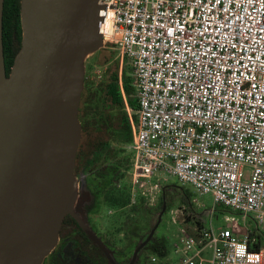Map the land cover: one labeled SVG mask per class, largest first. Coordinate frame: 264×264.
<instances>
[{
    "label": "built area",
    "instance_id": "built-area-1",
    "mask_svg": "<svg viewBox=\"0 0 264 264\" xmlns=\"http://www.w3.org/2000/svg\"><path fill=\"white\" fill-rule=\"evenodd\" d=\"M100 3L104 41L131 66L136 90V112L122 92L133 187L166 175L244 225L264 224V0ZM230 223L182 230L176 258L163 264H264L249 228L238 235L240 220Z\"/></svg>",
    "mask_w": 264,
    "mask_h": 264
},
{
    "label": "water",
    "instance_id": "water-1",
    "mask_svg": "<svg viewBox=\"0 0 264 264\" xmlns=\"http://www.w3.org/2000/svg\"><path fill=\"white\" fill-rule=\"evenodd\" d=\"M100 1L20 0L21 49L8 76L0 0V264H48L67 216L114 263L92 225L89 176L76 174L86 61L110 46Z\"/></svg>",
    "mask_w": 264,
    "mask_h": 264
},
{
    "label": "trees",
    "instance_id": "trees-1",
    "mask_svg": "<svg viewBox=\"0 0 264 264\" xmlns=\"http://www.w3.org/2000/svg\"><path fill=\"white\" fill-rule=\"evenodd\" d=\"M21 4L20 0H5L3 13V45L6 72L9 76L14 60L21 49ZM107 47L97 52L95 62L106 65L111 62L113 52ZM119 75V61L105 70L100 81H90L86 77L85 89L82 96L79 118L82 123V142L79 146L78 155L83 160L92 161L93 169L89 173V181L93 192L98 198V208L95 215L102 216V212L113 214L106 220L104 233L109 237L105 244L118 256H127L130 249L136 245V239L144 236L153 229L157 216L162 211V203L158 206L147 205L145 198H132L130 187L124 183L126 175L130 172L133 162V131L130 116L122 92L126 97L128 107L136 112L138 109L136 90L133 86L132 68L125 65ZM90 72V67H87ZM135 118V115H133ZM179 184V183H178ZM169 185L164 189V200L168 208L172 209L173 195L180 193L179 204L187 208V223L192 215L200 216L195 210L193 200L195 194L185 186ZM168 190H167V189ZM170 191H172L170 193ZM210 209L202 211V216L207 223ZM216 211L239 215L231 210L218 206ZM72 220L71 217H67ZM203 218V219H204ZM202 219V218H201ZM93 221V220H92ZM203 221V222H204ZM100 235L98 223H92ZM199 229L204 225L196 222ZM102 226V224H100ZM251 247L255 251L264 249V233L259 227L249 228ZM121 236L123 238H121ZM122 250L119 251L118 248ZM149 255L159 258V264L169 256L167 242L152 239L145 248L143 257L137 264H154Z\"/></svg>",
    "mask_w": 264,
    "mask_h": 264
},
{
    "label": "rangeland",
    "instance_id": "rangeland-1",
    "mask_svg": "<svg viewBox=\"0 0 264 264\" xmlns=\"http://www.w3.org/2000/svg\"><path fill=\"white\" fill-rule=\"evenodd\" d=\"M107 49V48H106ZM109 50H111L113 52V58L111 60L110 63L106 64V65H99L96 64L95 62V56H92L90 58L87 59L86 61V67H90V72L88 69H86V77L89 78L90 81H100L101 77H103V73L105 70L109 69L110 67H112L113 64H117V61H119V75L122 74L123 69L126 67L125 63L121 65L120 62V58H121V54L120 51L113 46L112 48H108ZM129 68H131V66H129ZM93 163L92 161H89V166L83 170L82 173H77V177L78 178H86L87 176H89V173L92 171L93 169ZM132 174H131V170L130 172L126 175L124 183L126 185H128L130 187V192L132 194V198L133 200H135L138 197H143L146 200L147 205L150 204V206H158L161 204L162 202V196H163V191L165 189L166 186L175 184H178V181L175 178H169L166 175H162L160 174L157 178L148 180L150 181L149 183H146L141 185V186H136L135 188L133 187V183H132ZM83 179V180H84ZM82 183V182H81ZM156 183L159 184L160 188L157 192H153L152 195L149 196V192L152 188L153 185H155ZM179 185V184H178ZM186 189H190L194 194H195V199L193 200V204L195 206V210L197 212H199L200 216L198 215H192L190 217V222L187 223V208L184 205L179 204V198H180V193L182 191L178 190V194L177 195H173V199L172 201L174 202V206L172 209L168 208L167 202L164 201L165 203V214L162 218V222H161V226L159 229V237H164L167 238V243L170 244L169 245V253H172V247L174 244L179 243L180 238H181V232L182 230L186 231V232H193V230L195 228H197L196 222H201L204 226H206L208 223H212L213 226L217 227L221 224H224V222H231V219L233 217L237 218L240 220L241 223H239V230L238 232H236L238 235H242L244 236L247 233V227L249 228H253L256 227L254 222L252 220L247 221V223L244 225L243 221H242V217L240 215H235L233 214H229V213H223V212H218L216 211L218 206H214V202H213V198L211 195H198L196 193V191L190 187V186H185ZM167 189V188H166ZM168 190V189H167ZM145 191L146 196H143L142 193ZM172 191H170L171 193ZM210 209L209 213V217L207 220V223L205 224V218L202 216V211L204 210H208ZM226 209V208H225ZM229 210V209H227ZM233 212V211H232ZM104 213V217L103 219L106 218V216H113V214L108 213ZM158 218V217H157ZM202 218V219H201ZM204 218V219H203ZM241 218V219H240ZM102 217H99L98 215H93L91 216V221L92 223L94 222H98V223H102V226H100L101 230H105L106 228V220H103ZM230 219V220H228ZM103 220V221H102ZM204 221V222H203ZM259 229L261 232L264 233V224L259 226ZM100 230V231H101ZM121 238H123L121 236ZM171 257V255H170Z\"/></svg>",
    "mask_w": 264,
    "mask_h": 264
},
{
    "label": "flooded vegetation",
    "instance_id": "flooded-vegetation-1",
    "mask_svg": "<svg viewBox=\"0 0 264 264\" xmlns=\"http://www.w3.org/2000/svg\"><path fill=\"white\" fill-rule=\"evenodd\" d=\"M82 158H84V157H82V155H80V156L78 155V161L76 164V174L82 173L83 170H85L89 166V161H85ZM162 200H163L162 211L157 216L158 218H157V221H156L153 229L150 230L149 233L145 234L144 236L139 237L138 240L136 239V242H137L136 245L134 246V248H132V250L130 249L127 256H125V257L121 256L120 257L116 253H113L114 263H111V264H137L139 262V260L143 257L145 248L149 245V243L152 241V239L158 238L159 240H164L167 242V238L159 237V235H158L159 229L161 226L160 224H161L162 218L165 214V212H164V210H165L164 193L162 196ZM104 213L105 212L103 211L102 216H100V217H102V219L104 217L103 216ZM67 217H71V216H67ZM67 217L64 219L62 227H61L60 240H59V244L57 246L56 252L54 253V256L52 257V259H50L48 261V264H110L108 258L88 238V236L85 234V232L79 226V224L72 217H71L72 220L68 219ZM107 217L108 216H106L105 219H107ZM160 218H161V221H160L158 227L156 228ZM105 219H103V220H105ZM99 225H100V223H98V226ZM99 228H100V226H99ZM100 230H101V228H100ZM153 230H155L154 234L150 238V235H151ZM99 233H100V235H102L104 237L102 240L105 243L109 237H107V235L104 233L103 230H101ZM145 241H147V243L140 250L137 259L135 261H133L135 251ZM167 245H168V249H169L170 244L167 243ZM118 250L121 251L122 248L119 247ZM169 255H170V253H169ZM148 258L149 259L151 258V261L154 264H159V262H160L159 258L154 256V255H149Z\"/></svg>",
    "mask_w": 264,
    "mask_h": 264
},
{
    "label": "crops",
    "instance_id": "crops-1",
    "mask_svg": "<svg viewBox=\"0 0 264 264\" xmlns=\"http://www.w3.org/2000/svg\"><path fill=\"white\" fill-rule=\"evenodd\" d=\"M232 224L230 223V222H224V224H221V225H219V226H217V227H230ZM249 228V227H248ZM170 255H171V257H170ZM169 256H168V259H170V260H173V259H175L176 257L174 256V254H173V247H172V253L170 254Z\"/></svg>",
    "mask_w": 264,
    "mask_h": 264
}]
</instances>
